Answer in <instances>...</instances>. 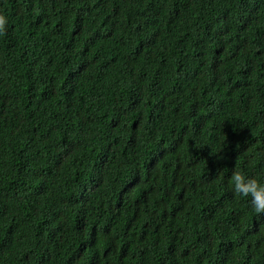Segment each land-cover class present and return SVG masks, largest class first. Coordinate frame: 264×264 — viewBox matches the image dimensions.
<instances>
[{"label":"trees","instance_id":"trees-1","mask_svg":"<svg viewBox=\"0 0 264 264\" xmlns=\"http://www.w3.org/2000/svg\"><path fill=\"white\" fill-rule=\"evenodd\" d=\"M0 14V264H264V0Z\"/></svg>","mask_w":264,"mask_h":264},{"label":"clouds","instance_id":"clouds-1","mask_svg":"<svg viewBox=\"0 0 264 264\" xmlns=\"http://www.w3.org/2000/svg\"><path fill=\"white\" fill-rule=\"evenodd\" d=\"M7 23L6 16L0 14V35H6ZM230 184L236 194L251 198V205L256 214L264 215V183L255 178H248L240 171H234Z\"/></svg>","mask_w":264,"mask_h":264}]
</instances>
